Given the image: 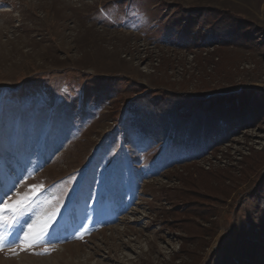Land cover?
I'll return each instance as SVG.
<instances>
[{"label": "rangeland", "instance_id": "obj_1", "mask_svg": "<svg viewBox=\"0 0 264 264\" xmlns=\"http://www.w3.org/2000/svg\"><path fill=\"white\" fill-rule=\"evenodd\" d=\"M211 8L263 38L264 0H0V197L43 185L0 264H264V117L209 150L131 126L135 97L264 94V46L207 44Z\"/></svg>", "mask_w": 264, "mask_h": 264}, {"label": "trees", "instance_id": "obj_2", "mask_svg": "<svg viewBox=\"0 0 264 264\" xmlns=\"http://www.w3.org/2000/svg\"><path fill=\"white\" fill-rule=\"evenodd\" d=\"M209 11L212 22L205 31L207 44L247 47L259 40L264 46V36L259 39L260 28L254 23L237 19L217 8ZM173 97L165 100L146 95L135 97L131 126L158 143L170 139L171 143L182 147L202 146L209 150L228 138L232 126L253 125L264 117V94L257 90H243L206 100ZM256 105H260L259 110L255 109Z\"/></svg>", "mask_w": 264, "mask_h": 264}, {"label": "snow or ice", "instance_id": "obj_3", "mask_svg": "<svg viewBox=\"0 0 264 264\" xmlns=\"http://www.w3.org/2000/svg\"><path fill=\"white\" fill-rule=\"evenodd\" d=\"M15 187V184H13ZM43 185H31L29 192L23 195L17 194L18 198L9 202V199L0 197V246H3L6 236L3 234L5 230L17 223L20 217L30 212L38 202V194L41 193ZM10 191V189H9ZM7 195V193H5ZM59 208L47 213L43 217H38L32 224L28 225V230L24 233L22 243L26 248L31 249L37 243L43 240L50 224L55 220Z\"/></svg>", "mask_w": 264, "mask_h": 264}]
</instances>
